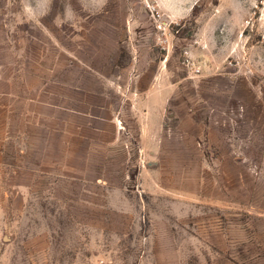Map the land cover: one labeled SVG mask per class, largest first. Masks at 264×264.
<instances>
[{"label":"rangeland","instance_id":"rangeland-1","mask_svg":"<svg viewBox=\"0 0 264 264\" xmlns=\"http://www.w3.org/2000/svg\"><path fill=\"white\" fill-rule=\"evenodd\" d=\"M0 264H264V0H0Z\"/></svg>","mask_w":264,"mask_h":264}]
</instances>
